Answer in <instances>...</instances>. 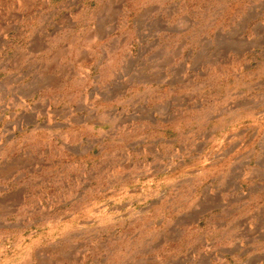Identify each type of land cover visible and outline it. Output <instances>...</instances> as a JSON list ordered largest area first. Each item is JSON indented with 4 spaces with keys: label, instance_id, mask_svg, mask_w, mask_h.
Here are the masks:
<instances>
[{
    "label": "rangeland",
    "instance_id": "rangeland-1",
    "mask_svg": "<svg viewBox=\"0 0 264 264\" xmlns=\"http://www.w3.org/2000/svg\"><path fill=\"white\" fill-rule=\"evenodd\" d=\"M0 264H264V0H0Z\"/></svg>",
    "mask_w": 264,
    "mask_h": 264
}]
</instances>
